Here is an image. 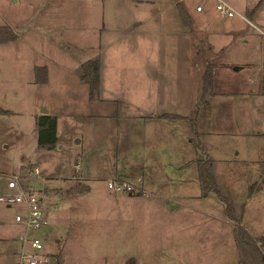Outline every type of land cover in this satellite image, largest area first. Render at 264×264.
<instances>
[{"label": "rangeland", "instance_id": "rangeland-1", "mask_svg": "<svg viewBox=\"0 0 264 264\" xmlns=\"http://www.w3.org/2000/svg\"><path fill=\"white\" fill-rule=\"evenodd\" d=\"M196 2L189 0L194 6ZM103 3L0 0V24L11 25L19 34L17 39L0 44V106L12 111L0 113V177L6 181V175L20 174V168L38 166L39 174L33 170L27 173L33 175L37 189L49 190L43 200L51 219V241L46 245L51 254L49 264L58 260L61 264H126L132 257L135 264H178L183 245L178 232L169 227L175 220L168 215L173 206L178 207L171 204L172 199L199 196L200 187L193 182L187 186L182 181L177 185L166 181L170 177L180 180V172L170 166L168 156L157 159L153 147L145 144V158L153 162L155 176L162 181H150L132 192L113 190L107 178L137 177L118 170L117 155L127 151H116L120 144L114 130L106 129L104 135L114 151H82L89 139L98 138L99 118L82 117L95 106L89 104L81 64L75 65L73 60H84L95 51L85 45L98 40L93 24L101 23ZM216 3H210L215 9L211 22L194 19L196 28L207 34L218 52L215 76L220 92L212 98L205 129L213 131L219 186L236 200H247L248 219L264 232V0L258 12L261 20L249 16L248 22L241 15L222 16ZM242 26L245 34L230 32ZM35 64L49 67L50 83L28 81ZM36 113L59 116L57 147L38 146ZM109 120L106 117L105 122ZM181 125L190 138L187 123L182 121ZM186 151L202 150L189 147ZM78 160L92 172L86 186L85 182L75 185L77 179L70 178ZM133 168L140 173L138 165ZM189 173L181 171L183 177ZM251 185L255 192L248 197ZM70 186L73 191L68 192ZM80 187L85 190L81 192ZM210 196L213 201L209 200L208 206L219 208L215 192ZM152 198H159L158 203ZM18 210L17 204L9 206L0 201V220L8 233L16 224Z\"/></svg>", "mask_w": 264, "mask_h": 264}, {"label": "crops", "instance_id": "crops-1", "mask_svg": "<svg viewBox=\"0 0 264 264\" xmlns=\"http://www.w3.org/2000/svg\"><path fill=\"white\" fill-rule=\"evenodd\" d=\"M211 1L197 0L194 6L189 3V0H184L195 21L198 19L205 22H211L213 19L215 9L213 5H210ZM229 1L243 13L244 17H242L246 22L250 21L249 16L261 20L258 12L263 0L260 4H258L260 0ZM103 2L101 23L93 24L97 28L98 40L85 45L95 51L84 59L95 55L101 57V96L100 99L91 100L88 93L89 104H94L95 107L87 109V115H82V117L97 115L99 134L97 139H89L82 151H114L112 147H109L111 145L104 135L106 129L116 131L119 137L117 143L120 144L116 151H127L126 154L117 155L118 170H122L121 174L133 178L142 175L143 186L150 181H162L155 176L153 162L148 160L149 157L145 158L144 145L149 144L153 147L157 159L168 156L170 166L180 172V180L170 177L166 181L172 185L182 181L187 186L193 182L195 187H200L199 196L172 199L171 204H177L178 207L173 206V211L168 215L175 220L174 223L169 224V227L178 232L183 245L181 250L183 256H180L178 264H241L239 247L234 234V220L227 215L225 202L215 192L219 208H212L207 202L213 201V197L210 196L213 191L201 195L203 190L196 160L205 155L217 159L213 151L215 144L211 140L213 131L207 129V151H193L187 154V148L196 146L192 138H189L184 131L181 125L182 120L160 116L163 113L188 114L194 94L191 37L179 14L177 0H103ZM197 4H202L203 9L198 10ZM199 12L202 15H199ZM239 31L246 33L243 31V26L230 30L236 33ZM84 60L74 59L73 61L77 65ZM36 65L38 64L33 65L28 81H35L34 67ZM47 68L48 80L35 81L36 83L52 81L50 69L48 66ZM250 91L253 92L254 88ZM106 117L111 120L105 122ZM34 131L38 136L36 126ZM57 136L59 140L55 147L60 142L59 116H57ZM97 145L103 150L97 149ZM215 159L214 171L217 179L219 172L216 170ZM135 165L141 168L140 173L134 171ZM30 169L28 165L26 169L20 168L18 172L24 183H29L36 188L32 180L33 175L27 173ZM108 171L106 169L105 177L109 175ZM181 171L191 172L190 176L183 177ZM91 175L92 172L88 166L83 164L77 166L76 163L70 178L77 179L75 185L85 182L86 186V181ZM0 179L4 178L0 177ZM5 184L4 179L0 183V191L5 188ZM38 190L42 191L40 194L44 200L49 190L47 187ZM66 190L73 191L72 186ZM250 195L248 194V197ZM158 199L151 200L156 204ZM247 211L246 200L243 224L253 235L264 234L248 219ZM3 224L0 220V264H17L20 251L18 237L22 228L16 223L12 233H8L4 230ZM49 229L47 244L51 241ZM56 241H59V238H56Z\"/></svg>", "mask_w": 264, "mask_h": 264}, {"label": "trees", "instance_id": "trees-1", "mask_svg": "<svg viewBox=\"0 0 264 264\" xmlns=\"http://www.w3.org/2000/svg\"><path fill=\"white\" fill-rule=\"evenodd\" d=\"M261 0L258 4H260ZM257 4V6H258ZM177 8L185 29L191 37L192 58L195 69V89L192 99L191 110L186 115L176 113H163L160 116L178 118L187 123L190 137L195 146L203 152L208 150L206 145L208 130L205 129L210 116L212 97L218 94L216 72L218 69V52L209 41L207 34L196 28L194 18L186 6L184 0H177ZM18 32L8 24H0V44L17 39ZM81 79L89 87V98L100 99L101 94V58L97 55L94 58L84 60L80 65ZM36 82L48 80L47 65H36L34 67ZM12 111L0 106L1 114H8ZM36 129L38 132V146L41 148H53L58 142L57 136V115L41 113L36 115ZM199 180L203 194L211 191L216 192L226 204L227 215L234 220V234L239 247L241 264H264V234L253 235L243 224V217L246 208V200L238 201L232 194L219 186L214 171V159L203 156L196 160ZM249 190V195L254 191V185ZM80 187V191H84ZM135 258H129L126 264H135ZM57 264H61L58 260Z\"/></svg>", "mask_w": 264, "mask_h": 264}, {"label": "built area", "instance_id": "built-area-1", "mask_svg": "<svg viewBox=\"0 0 264 264\" xmlns=\"http://www.w3.org/2000/svg\"><path fill=\"white\" fill-rule=\"evenodd\" d=\"M198 10L203 9L202 4H197ZM216 9L225 17H231L239 12L229 0H217ZM80 166V161L77 162ZM33 172L39 174L36 166ZM6 185L0 191V201L11 206L17 204L19 210L15 214V222L22 228L19 234L20 251L17 264H49L51 254L47 251V230L51 219L43 205V198L38 191L23 182L22 176L18 173L6 175ZM107 184L113 190L132 192L136 188H142L143 177L126 180L123 178H107Z\"/></svg>", "mask_w": 264, "mask_h": 264}, {"label": "water", "instance_id": "water-1", "mask_svg": "<svg viewBox=\"0 0 264 264\" xmlns=\"http://www.w3.org/2000/svg\"><path fill=\"white\" fill-rule=\"evenodd\" d=\"M235 69H238V66H235ZM43 111H46V108H43Z\"/></svg>", "mask_w": 264, "mask_h": 264}]
</instances>
